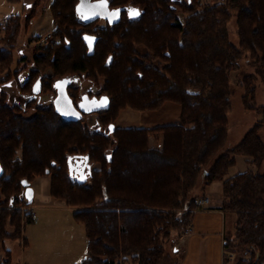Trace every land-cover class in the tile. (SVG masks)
Here are the masks:
<instances>
[{"label":"trees","instance_id":"trees-1","mask_svg":"<svg viewBox=\"0 0 264 264\" xmlns=\"http://www.w3.org/2000/svg\"><path fill=\"white\" fill-rule=\"evenodd\" d=\"M78 2L51 1L54 42L36 47L23 78L20 70L13 72L19 92L28 96L23 103L9 101L2 85L9 75L0 79V240L18 238L33 221L24 208L33 202L25 189L35 177L49 175L50 194L71 206L85 226L88 256L80 264H165V242L190 228L197 207L192 190L199 180L204 187L220 180L221 208L235 215V232L224 235L223 264L244 246L253 251L240 264H264V171L250 167L226 176L239 154L258 169L264 160V104L255 101V73L244 74L240 83L244 107L260 119L222 151L230 73L247 53L264 80V0H106L117 17L104 22L82 18ZM233 15L238 44L228 28ZM19 19L4 21L5 31L14 25L0 37L7 45L0 46V69L13 62ZM85 32L97 36L92 54ZM81 73L105 78L100 94L106 103L92 110L94 126L84 122L86 116L64 117L53 105H36L33 115L24 116L56 79ZM71 88L75 96L78 88ZM168 101L180 106L178 122L113 126L125 107L156 110ZM150 134L157 137L153 146ZM76 160L98 167L83 169ZM83 170L89 172L80 180Z\"/></svg>","mask_w":264,"mask_h":264},{"label":"rangeland","instance_id":"rangeland-1","mask_svg":"<svg viewBox=\"0 0 264 264\" xmlns=\"http://www.w3.org/2000/svg\"><path fill=\"white\" fill-rule=\"evenodd\" d=\"M51 1L52 0H0V37H4L6 31L14 25L13 23H11V26L9 24V28L5 31L4 21L9 17H19L21 26L18 41H16L12 47L14 56L13 62L9 68L0 69V79L9 75L2 85L5 86V92L8 93L7 95L11 102L18 99L22 101V97H24L19 93L17 79L15 78L16 74L13 72L15 70H20L19 76L23 78L25 74L28 73V69L32 66L31 58L36 47L39 45L42 46L48 42H54L53 19L50 11ZM207 1L214 3L220 0ZM27 14L28 16H32L29 23L25 22ZM100 21L104 22L103 20ZM228 28L231 40L235 44H238L234 15L228 24ZM37 36V39L32 40ZM0 46L7 47L5 42L0 43ZM45 71L52 73L49 68ZM246 73H255V101L258 105L264 104V80L262 75L257 72L256 67L251 64V58L249 54L246 53L240 60L239 69L230 73L232 88L230 95L231 110L228 112V137L222 151H226L235 146L242 139L244 133L252 127L261 116L256 110L246 109L244 107L242 101L244 86L240 83V80ZM96 76L97 77L92 80L93 78L81 73L75 77L72 76L74 79L64 82L60 79H56L54 82V89L46 92L44 91L35 96L34 105L24 111V116L29 117L33 115L36 105H53L58 109L57 100L62 96H66V98L72 102L74 112L79 117L83 116L85 118L86 116L84 122L94 126L95 114L91 112L92 110L103 107L105 103H102V101L106 100L105 96L100 94L105 78L102 75ZM70 85L77 86L78 88V92H76L77 94L75 96L72 94L73 90ZM84 111L88 113L84 115ZM179 112L180 106L171 101L166 102L162 107L156 110H136L131 107H125L119 111L113 126L153 127L159 124L175 123L178 122ZM62 115L64 117L68 116L63 113ZM260 134L264 139V127L260 130ZM158 136L161 138L160 135ZM156 138V134H150L151 146L156 144ZM239 158L241 159V157ZM87 163H84V166L88 167V169L98 167L97 164L91 165ZM85 167H83V169ZM250 167L254 170L263 172L264 160L259 169L249 164V168ZM239 171H241L240 161L230 168L226 176L233 175ZM88 172V170H83L78 176L79 179L84 180ZM202 188L204 189L203 183L199 180L191 194L193 196L201 194ZM194 197H197V195ZM33 206L36 220L25 223L22 234L18 238L5 237L0 240V264L8 258L11 264H80L82 260L88 256V238L86 236L84 224L73 217V208L66 204L64 205L66 207L57 209L38 207L34 203ZM24 208L31 210L29 205ZM233 214L229 213L228 217L226 226L227 232L225 233L228 235L235 232V215ZM7 229L9 232H13L12 227L8 226ZM175 241L176 239L171 237L165 242V251L168 254L165 264L173 263V260H170V256ZM25 242L26 245L24 244ZM252 251V246L237 248L229 253L228 260L224 264H240L242 260H247L249 258ZM126 264H135V262L129 261L126 262Z\"/></svg>","mask_w":264,"mask_h":264},{"label":"crops","instance_id":"crops-1","mask_svg":"<svg viewBox=\"0 0 264 264\" xmlns=\"http://www.w3.org/2000/svg\"><path fill=\"white\" fill-rule=\"evenodd\" d=\"M249 159L241 154L236 156V163L240 161L239 172L249 168ZM50 183L49 175L37 176L31 183L33 202L30 208L33 212V203L46 209L66 207L62 200L50 194ZM196 195L197 198L209 197V202L194 209L190 229L176 238L170 260H173L172 264H223V240L229 214L221 208L222 181H213L202 188L201 194Z\"/></svg>","mask_w":264,"mask_h":264},{"label":"water","instance_id":"water-1","mask_svg":"<svg viewBox=\"0 0 264 264\" xmlns=\"http://www.w3.org/2000/svg\"><path fill=\"white\" fill-rule=\"evenodd\" d=\"M84 0H81L79 2V7H81L82 3ZM88 2V4L90 5V7L94 8L95 10L98 9V2H90V0H86ZM102 13V10L100 11V14ZM117 17V13L115 11H112L109 14V20L113 21L115 20V18ZM82 38L85 42V44L87 45V52L88 54H92L94 52V47L95 44L97 42V36L91 33H83L82 34ZM111 58L108 59V63L110 62ZM63 97V96H62ZM60 106L58 105V110L63 113V114H67V117H79L75 112H74V106L72 104V102L64 97L62 99H60ZM3 169L2 166L0 165V175L2 174ZM25 197L27 198L28 201H31L33 199V189L32 187H27L25 189V193H24Z\"/></svg>","mask_w":264,"mask_h":264},{"label":"flooded vegetation","instance_id":"flooded-vegetation-1","mask_svg":"<svg viewBox=\"0 0 264 264\" xmlns=\"http://www.w3.org/2000/svg\"><path fill=\"white\" fill-rule=\"evenodd\" d=\"M81 0H79L80 2ZM79 2H78V12L80 14V16L82 18L84 17H88L87 20H92L94 18H100V20L105 21L106 19L109 20V14L113 11L110 7H108V5L106 3H101V1H92L90 0V2H98V9H94L92 7H90V5L88 4V2L86 0L83 1L81 7H79ZM102 10V13L100 14V11ZM85 19V18H84ZM24 75V74H23ZM19 78H22L19 76ZM20 93V92H19ZM23 98V100L21 101L20 99L18 100H14V101H19V102H24V100L28 97L27 95H23L21 94ZM66 96L60 97L57 100L58 105L60 106V99L64 98ZM76 162H78L79 166H83L84 163L83 162H79L78 160H76ZM85 167V166H84ZM86 168V167H85Z\"/></svg>","mask_w":264,"mask_h":264},{"label":"built area","instance_id":"built-area-1","mask_svg":"<svg viewBox=\"0 0 264 264\" xmlns=\"http://www.w3.org/2000/svg\"><path fill=\"white\" fill-rule=\"evenodd\" d=\"M208 202H209V197H205V196L204 197L197 198V200H196L197 206H203L204 204H207ZM31 219L33 221L36 220V215H35L34 212L31 215ZM189 229H188V231H189Z\"/></svg>","mask_w":264,"mask_h":264},{"label":"snow or ice","instance_id":"snow-or-ice-1","mask_svg":"<svg viewBox=\"0 0 264 264\" xmlns=\"http://www.w3.org/2000/svg\"><path fill=\"white\" fill-rule=\"evenodd\" d=\"M101 3H106V0H101ZM132 15H138L139 13L136 10H130ZM85 19H87L88 17H84ZM102 103H106V100L102 101Z\"/></svg>","mask_w":264,"mask_h":264}]
</instances>
